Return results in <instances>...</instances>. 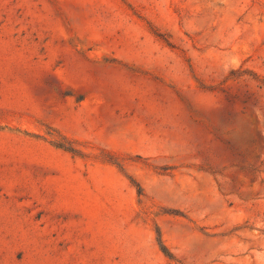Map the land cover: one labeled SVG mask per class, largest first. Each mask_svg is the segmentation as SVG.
<instances>
[{"label": "rangeland", "instance_id": "1", "mask_svg": "<svg viewBox=\"0 0 264 264\" xmlns=\"http://www.w3.org/2000/svg\"><path fill=\"white\" fill-rule=\"evenodd\" d=\"M0 264H264V0H0Z\"/></svg>", "mask_w": 264, "mask_h": 264}]
</instances>
